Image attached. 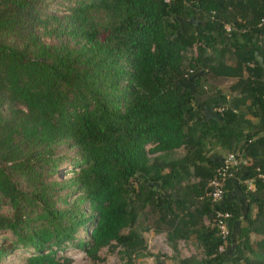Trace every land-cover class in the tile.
Here are the masks:
<instances>
[{"label":"trees","instance_id":"1","mask_svg":"<svg viewBox=\"0 0 264 264\" xmlns=\"http://www.w3.org/2000/svg\"><path fill=\"white\" fill-rule=\"evenodd\" d=\"M262 5L0 0V264H135L149 231L174 254L196 238L178 264H264ZM230 153L251 164L226 185L219 253L207 191Z\"/></svg>","mask_w":264,"mask_h":264},{"label":"rangeland","instance_id":"2","mask_svg":"<svg viewBox=\"0 0 264 264\" xmlns=\"http://www.w3.org/2000/svg\"><path fill=\"white\" fill-rule=\"evenodd\" d=\"M53 7L58 8L55 4H53ZM193 56H197V51L194 50ZM233 83V79L228 80L222 89L229 91L230 86ZM177 155L182 157L183 151H178ZM225 156L226 155H223L222 157ZM205 224H209L207 220H205ZM80 237L84 238V235L81 234ZM144 237L147 242L146 253L150 255L146 256V258L136 260L135 264H178L180 258H190L191 256L197 258L202 257V249L194 236L189 237L187 240L180 241L177 246L178 252L176 254H174L167 245L166 235L164 233L149 231L144 233ZM252 239L255 240L256 238L252 237ZM119 250V248L116 250L107 248L103 249L100 252V258L102 259L100 264H123V261L118 255ZM65 255L72 259V264H92L87 256L77 249L70 248ZM25 256L26 255L17 252L4 260L2 264H25Z\"/></svg>","mask_w":264,"mask_h":264},{"label":"built area","instance_id":"3","mask_svg":"<svg viewBox=\"0 0 264 264\" xmlns=\"http://www.w3.org/2000/svg\"><path fill=\"white\" fill-rule=\"evenodd\" d=\"M170 2L171 0H165ZM264 10V0H263ZM258 28L264 30V14ZM227 31L230 30L229 26H226ZM216 170L214 177L208 183L207 197L211 203V207L214 209V218L212 225L217 228L218 234L222 239V244L218 248L219 253H223L228 245V222L232 215L228 211H222L219 209L225 203L226 185L229 181L236 179V173L240 168L248 167L251 164L249 156L243 153H230L227 154L221 161ZM258 178L264 181V174H259ZM250 190L254 189L252 180L245 182ZM208 221V220H207ZM209 223V221H208Z\"/></svg>","mask_w":264,"mask_h":264},{"label":"crops","instance_id":"4","mask_svg":"<svg viewBox=\"0 0 264 264\" xmlns=\"http://www.w3.org/2000/svg\"><path fill=\"white\" fill-rule=\"evenodd\" d=\"M236 80V79H235ZM226 84V83H225ZM225 84H223L220 88H221V90L227 95V99H229V97H231V94H236V93H230L229 91H226L225 89H222L223 88V86L225 85ZM238 98H239V96H237ZM221 110H219V112H220ZM234 195L235 194H231V196H232V199H233V201H235L236 200V197H234ZM238 201V200H237Z\"/></svg>","mask_w":264,"mask_h":264}]
</instances>
